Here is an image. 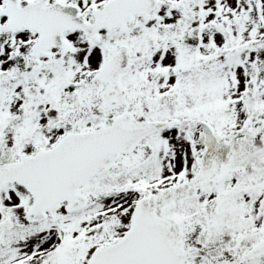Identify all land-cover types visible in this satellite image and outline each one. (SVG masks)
<instances>
[{
	"label": "snow or ice",
	"instance_id": "obj_1",
	"mask_svg": "<svg viewBox=\"0 0 264 264\" xmlns=\"http://www.w3.org/2000/svg\"><path fill=\"white\" fill-rule=\"evenodd\" d=\"M0 264H264V0H0Z\"/></svg>",
	"mask_w": 264,
	"mask_h": 264
}]
</instances>
